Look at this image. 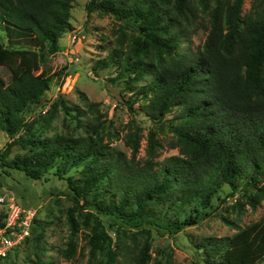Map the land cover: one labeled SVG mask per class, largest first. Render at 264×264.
Listing matches in <instances>:
<instances>
[{
    "label": "trees",
    "instance_id": "trees-1",
    "mask_svg": "<svg viewBox=\"0 0 264 264\" xmlns=\"http://www.w3.org/2000/svg\"><path fill=\"white\" fill-rule=\"evenodd\" d=\"M196 3L209 16L210 27L204 43L185 54L180 46L196 23ZM243 4L88 1L89 12L112 15L132 32L117 31V44L94 69L118 66L112 80L124 81L133 91L130 102H139L155 122L176 110L170 120L181 154L155 160L159 140L151 131L149 159L140 163L135 159L138 128L129 133L134 155L127 158L105 142L96 102L87 108L93 117L83 125V135L42 137L34 120H26L25 112L41 101L57 74L52 57L71 26L72 3L0 0V29L6 37V42L0 39V67L10 73L8 79L0 75V128L11 139L0 161L35 180L50 175L67 180L73 206L67 209L64 258H75L83 228L90 246L87 264H116L120 251L128 249L134 264H148L154 230L175 234L205 219L224 184L233 192L241 188L252 206L264 199V0H254L245 14ZM55 105L73 110L62 98ZM15 144L26 151L9 161ZM187 207L194 212L181 218ZM37 229L42 238L45 228L36 215L31 235ZM201 245L205 264H257L264 259V216L232 236L211 237Z\"/></svg>",
    "mask_w": 264,
    "mask_h": 264
},
{
    "label": "rangeland",
    "instance_id": "rangeland-1",
    "mask_svg": "<svg viewBox=\"0 0 264 264\" xmlns=\"http://www.w3.org/2000/svg\"><path fill=\"white\" fill-rule=\"evenodd\" d=\"M88 1L71 0V26L60 38L61 48L51 62L53 72L57 74L41 101L31 105L25 112L26 120H34L42 137H53L55 134L83 135V125L93 117L87 108L91 102H96L101 110L100 124L105 142L111 148L123 152L127 158L134 155L127 140L129 133L136 128L140 148L135 159L140 163L149 159L151 131L156 133L159 140L155 160L163 161L169 156L181 154L173 130L175 124L170 120L176 110L164 121L155 122L139 102H130L133 91L124 81L112 80L119 73L118 66L94 69L97 61L107 57L117 44V31L126 29L127 33L132 32L112 15L89 12L86 7ZM253 2L254 0H244L243 14L250 11ZM196 4L199 9L196 10V23L187 33V42L180 46V51L185 54L196 51L204 43L210 27L209 16L200 10L199 3ZM0 39L6 42L5 33L1 29ZM9 74L6 68L0 67V75L8 79ZM60 98L71 106V112H67L61 105L56 107L55 103ZM130 103H133L132 109ZM53 109L55 110L52 112ZM77 109H82L85 113H78ZM46 119L50 120V124L44 121ZM10 141L7 133L0 128V153L4 152ZM25 151L23 146L15 144L7 159L13 160ZM1 163L0 161V220L10 201L15 199L37 211V218L45 228V234L40 238V230L37 229L24 244L1 258L0 264H87L90 246L87 243V231L83 228L77 235L75 258L67 260L61 254L70 235L67 209L73 206L67 180L54 175H50L49 180H35L24 172ZM211 209L212 212H205L209 215L205 219L189 222L178 233H158L154 230L148 264H205L202 241L211 237L232 236L240 228L260 220L264 216V199L252 206L243 197L241 188L233 192L224 184L220 196L213 200ZM191 212H194L193 207H187L180 217L184 218ZM105 223H110V219L106 218ZM112 233L116 239L115 233ZM125 241L127 245H132V239L127 238ZM116 264H134L130 259L129 249L120 251ZM257 264H264V259Z\"/></svg>",
    "mask_w": 264,
    "mask_h": 264
},
{
    "label": "built area",
    "instance_id": "built-area-1",
    "mask_svg": "<svg viewBox=\"0 0 264 264\" xmlns=\"http://www.w3.org/2000/svg\"><path fill=\"white\" fill-rule=\"evenodd\" d=\"M36 213L35 209L25 207L15 199L10 201L0 225V259L14 248L20 247L31 236Z\"/></svg>",
    "mask_w": 264,
    "mask_h": 264
}]
</instances>
